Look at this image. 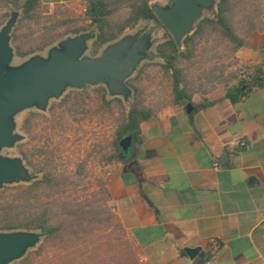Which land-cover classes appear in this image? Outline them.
Instances as JSON below:
<instances>
[{
  "label": "crops",
  "instance_id": "crops-1",
  "mask_svg": "<svg viewBox=\"0 0 264 264\" xmlns=\"http://www.w3.org/2000/svg\"><path fill=\"white\" fill-rule=\"evenodd\" d=\"M40 1L86 9L93 0ZM245 39L238 65L264 69V18ZM233 84L142 123L130 159L111 166V202L143 264H264V87L233 100ZM240 138L247 148L227 147ZM197 247L203 257L191 258Z\"/></svg>",
  "mask_w": 264,
  "mask_h": 264
},
{
  "label": "rangeland",
  "instance_id": "rangeland-1",
  "mask_svg": "<svg viewBox=\"0 0 264 264\" xmlns=\"http://www.w3.org/2000/svg\"><path fill=\"white\" fill-rule=\"evenodd\" d=\"M133 1V0H132ZM166 4L168 0H154ZM227 14L229 24L239 36L245 37L251 27L250 20L259 25L264 17V0H238ZM81 7L41 6L36 21L22 20L21 10H0V32L11 18L6 13L17 15L12 30L11 40L13 59L8 69L21 67L33 57L49 58L52 49H63L62 42L74 38L75 31L86 28L92 35L87 42L84 56L91 57L90 48L96 29L90 27ZM131 14L129 3L121 4L110 17L112 22H122ZM216 11L204 12L201 19H215ZM256 18V19H255ZM148 36L145 55L152 59H142L133 73L126 78L125 94L112 93L108 83L87 84L81 88L68 85L59 95L51 97L45 107L35 104L17 112L12 120L14 132L20 139L11 147L0 150V156L21 160L32 180L48 169L53 170L63 179V186L53 190V198L46 199L55 207L54 216L64 218L63 204L74 199L93 201L98 209L103 210L98 216L103 220V231L96 234L101 238L111 233L114 238L112 254L116 258H140V251L133 240L121 235L111 223L106 213L107 175L114 163H108V157L114 150V142L119 125L123 122L135 96L155 115L168 113L178 106L174 101L173 78L162 66L163 59L158 55L157 46L166 38V30L157 22H141L135 28H128L120 38L99 50L98 56L109 46L128 41L133 44L147 31ZM85 34V33H82ZM47 37H56L49 46L40 50ZM19 47L26 56H19ZM192 58L181 61L178 66L183 70L188 84L189 94H202L215 89L220 84L235 83L245 70L238 65L236 45L223 36L220 26L214 22L205 25L204 31L196 36L192 46ZM132 151V150H131ZM30 182L23 180L6 184L8 195H14L22 186ZM52 193V192H51ZM112 205V203L110 204ZM103 239V238H101ZM42 244L28 248L26 254L35 251ZM86 243L80 241V248L85 249ZM113 258L114 261L117 260ZM48 256L38 257L34 264H47ZM142 261V260H141ZM17 263V262H16ZM12 262L11 264H16Z\"/></svg>",
  "mask_w": 264,
  "mask_h": 264
},
{
  "label": "trees",
  "instance_id": "trees-1",
  "mask_svg": "<svg viewBox=\"0 0 264 264\" xmlns=\"http://www.w3.org/2000/svg\"><path fill=\"white\" fill-rule=\"evenodd\" d=\"M154 0H93L89 2L85 17L90 22V27L96 29L93 43L90 48L91 57H98L99 50L104 46L117 41L128 29L135 28L141 22L162 23L157 18L153 9ZM238 0H215V6L205 12L216 11L215 19L205 17L200 19L191 34L183 39L182 46L179 47L166 30V38L157 46V52L163 59V68L171 74L173 78V95L177 104L190 102L192 95L189 94L188 84L185 81L183 70L178 63L188 61L192 58V46L197 35L204 31L205 25L216 22L224 37L236 45V51L246 45V37L254 30L260 28L254 25V19L250 20V28L245 37H241L229 24L227 14ZM129 3L131 8L130 16L122 22H112L110 17L120 7L121 4ZM40 0H0V10L10 8V10H21L22 20L36 21L40 7ZM11 18L10 13H6ZM264 18V17H263ZM256 19V18H255ZM86 28L75 31V35L86 33ZM48 41L42 42L40 50L51 45L56 37H47ZM11 40L14 35L11 34ZM19 56H26L31 53L16 49ZM264 87V69L253 70L249 79L236 81L228 90L227 95L233 100L243 97L251 88ZM245 88V89H244ZM155 116L152 109L146 107L135 96V101L130 106L123 122L119 125L114 142V150L108 157V163L127 162L131 157V150L124 152L120 146V141L132 135L134 140L141 142V125ZM30 184L22 186L20 191L14 195H8L7 185L0 188V234L14 233L20 231L35 232L41 234L39 242L42 244L35 251L25 253L19 259L12 262L16 264H34L38 257L48 256L47 264H143L141 259L135 257L116 258V253L112 254L114 238L111 233L104 234L101 239L96 234L102 232L103 220L98 216L103 210L98 209L93 201H80L74 199L63 204L64 218L57 219L54 216L55 207L46 201L53 198V190L63 186V179H59L53 170L46 169L39 177L26 180ZM52 192V193H51ZM107 196L106 221L115 226V229L128 240L130 235L122 225L115 212L114 205H110L111 195L108 187L105 188ZM86 243V248H80V241ZM113 258L117 260L114 261ZM10 262L9 264H11Z\"/></svg>",
  "mask_w": 264,
  "mask_h": 264
},
{
  "label": "water",
  "instance_id": "water-1",
  "mask_svg": "<svg viewBox=\"0 0 264 264\" xmlns=\"http://www.w3.org/2000/svg\"><path fill=\"white\" fill-rule=\"evenodd\" d=\"M214 6L215 0H169L164 5L153 3L157 18L179 47L204 12ZM16 20L17 15L12 13L0 32V150L13 146L20 139L14 132L12 120L20 110L35 104L45 107L51 97L59 96L68 85L81 88L87 84L107 82L112 93L125 94L126 78L137 69L142 59L153 58L145 55L152 30L133 44L125 40L117 42L98 57L84 56L87 42L92 38L91 34L85 33L64 40L63 49H52L47 60L36 56L21 67L8 69L14 56L11 33ZM188 107L191 108V104ZM133 142V136L129 135L120 141V146L124 152H129ZM133 163L136 161L129 166ZM28 179L30 175L21 160L0 156V188ZM40 238L41 234L26 231L0 234V264L19 259ZM187 252L191 258L203 257L201 247L188 248Z\"/></svg>",
  "mask_w": 264,
  "mask_h": 264
},
{
  "label": "built area",
  "instance_id": "built-area-1",
  "mask_svg": "<svg viewBox=\"0 0 264 264\" xmlns=\"http://www.w3.org/2000/svg\"><path fill=\"white\" fill-rule=\"evenodd\" d=\"M252 72H253V70H251L248 67H245V70L239 76L238 81H244V80L249 79V76ZM247 146H248V143H247L245 138L234 139L227 145V147L231 150H243V149L247 148ZM220 165H221V163L219 161H217L215 163L216 168H219ZM219 248H220L219 241L213 240L211 242V253L216 252Z\"/></svg>",
  "mask_w": 264,
  "mask_h": 264
}]
</instances>
